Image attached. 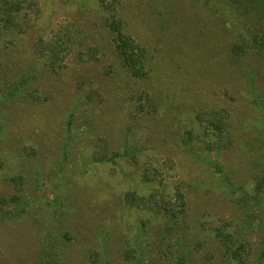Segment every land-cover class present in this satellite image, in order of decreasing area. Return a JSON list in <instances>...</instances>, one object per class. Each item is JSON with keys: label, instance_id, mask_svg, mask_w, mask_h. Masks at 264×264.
Segmentation results:
<instances>
[{"label": "rangeland", "instance_id": "374dc122", "mask_svg": "<svg viewBox=\"0 0 264 264\" xmlns=\"http://www.w3.org/2000/svg\"><path fill=\"white\" fill-rule=\"evenodd\" d=\"M14 2L0 264H264V0Z\"/></svg>", "mask_w": 264, "mask_h": 264}, {"label": "trees", "instance_id": "16d2710c", "mask_svg": "<svg viewBox=\"0 0 264 264\" xmlns=\"http://www.w3.org/2000/svg\"><path fill=\"white\" fill-rule=\"evenodd\" d=\"M21 2L15 3L14 0H0V8L3 13L0 14V37H6L9 35V33H12L14 30V23H15V16H17V11L19 12L21 9ZM117 21H113L111 24L113 27L117 28ZM119 48L122 50V53L125 55L124 61L128 66H131L132 63L135 62V58H133V55L128 57L127 51L131 50L133 47L128 44L127 42L122 41V39L119 42ZM144 58V56H143ZM142 60V59H141ZM133 74H137V72H133ZM258 104H261V106L264 108V103L257 101ZM218 171L221 172V169L218 167ZM264 177V176H263ZM262 192H264V178L262 182L258 185L256 189L255 196L258 197ZM14 203H16L15 206H12L9 204L8 206H12L10 209L4 210L3 208H0V211H3L5 213V216L10 219H14L15 217L21 216L23 214H26V210L23 208V210H19L22 207V198L18 197L14 200ZM244 205L243 202H240L239 205ZM24 212V213H23ZM225 240L228 241H234L231 236L225 235L223 236ZM243 245H239L236 247L235 255H232L233 258L229 261V264H233L234 260L238 259L240 257V253L242 251ZM186 251V249H185ZM47 255H43L40 259L46 260ZM39 261V260H38ZM37 261V262H38ZM179 264H184L183 260L179 257Z\"/></svg>", "mask_w": 264, "mask_h": 264}]
</instances>
